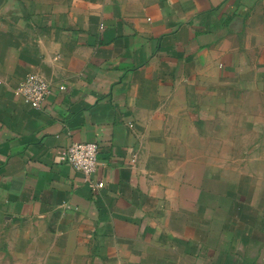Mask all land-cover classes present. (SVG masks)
I'll return each instance as SVG.
<instances>
[{
  "label": "crops",
  "instance_id": "crops-1",
  "mask_svg": "<svg viewBox=\"0 0 264 264\" xmlns=\"http://www.w3.org/2000/svg\"><path fill=\"white\" fill-rule=\"evenodd\" d=\"M0 264H264V0H3Z\"/></svg>",
  "mask_w": 264,
  "mask_h": 264
},
{
  "label": "built area",
  "instance_id": "built-area-1",
  "mask_svg": "<svg viewBox=\"0 0 264 264\" xmlns=\"http://www.w3.org/2000/svg\"><path fill=\"white\" fill-rule=\"evenodd\" d=\"M60 89H64V86H60ZM53 91V86L41 78H29L16 89L19 95L34 105H40ZM99 151V144L90 141L72 142L67 151L68 162L73 169L83 174L85 181L91 187L101 186L96 179Z\"/></svg>",
  "mask_w": 264,
  "mask_h": 264
},
{
  "label": "water",
  "instance_id": "water-1",
  "mask_svg": "<svg viewBox=\"0 0 264 264\" xmlns=\"http://www.w3.org/2000/svg\"><path fill=\"white\" fill-rule=\"evenodd\" d=\"M3 0H0V3L2 2Z\"/></svg>",
  "mask_w": 264,
  "mask_h": 264
}]
</instances>
